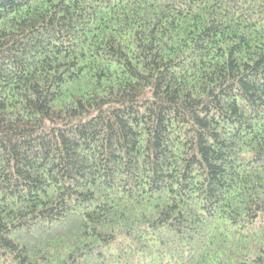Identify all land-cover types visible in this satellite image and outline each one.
<instances>
[{"label":"trees","instance_id":"trees-1","mask_svg":"<svg viewBox=\"0 0 264 264\" xmlns=\"http://www.w3.org/2000/svg\"><path fill=\"white\" fill-rule=\"evenodd\" d=\"M0 264H264V0H0Z\"/></svg>","mask_w":264,"mask_h":264}]
</instances>
